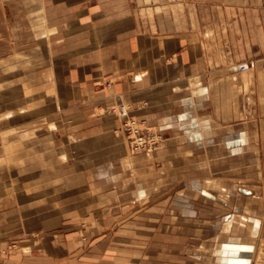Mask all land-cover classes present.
Wrapping results in <instances>:
<instances>
[{
    "label": "crops",
    "instance_id": "obj_1",
    "mask_svg": "<svg viewBox=\"0 0 264 264\" xmlns=\"http://www.w3.org/2000/svg\"><path fill=\"white\" fill-rule=\"evenodd\" d=\"M255 240L264 0H0V264H255Z\"/></svg>",
    "mask_w": 264,
    "mask_h": 264
},
{
    "label": "built area",
    "instance_id": "obj_2",
    "mask_svg": "<svg viewBox=\"0 0 264 264\" xmlns=\"http://www.w3.org/2000/svg\"><path fill=\"white\" fill-rule=\"evenodd\" d=\"M238 68L246 70L249 66L242 64ZM130 111L131 106L126 103L119 104L115 111L121 120L118 130L127 137L129 148L133 152H151L160 146L164 140L163 134L145 121L132 116Z\"/></svg>",
    "mask_w": 264,
    "mask_h": 264
},
{
    "label": "rangeland",
    "instance_id": "obj_3",
    "mask_svg": "<svg viewBox=\"0 0 264 264\" xmlns=\"http://www.w3.org/2000/svg\"><path fill=\"white\" fill-rule=\"evenodd\" d=\"M108 84H109V83H108ZM121 103H126V102H121ZM121 103H118V104H116V105L110 107L109 110H110L111 112H114V113L117 115V113H116L115 111H116L117 107L119 106V104H121ZM126 104H128V103H126ZM128 105H129V104H128ZM154 128H155V127H154ZM117 132L120 133V134H123V133H121L118 129H117ZM124 136H125V134H124ZM125 137H126V136H125ZM126 139H127V137H126ZM127 145H128V140H127ZM128 148H129V146H128ZM129 150H130L132 153H136V152H133L130 148H129ZM151 151H152V150H151ZM145 153H147L148 155H150L152 152H145ZM83 226L85 227V224H83ZM83 226H82V227H83ZM84 227H83V228H84ZM82 237H83V239H85V240L87 239V237H86L85 235H82ZM255 243H256V246H257V245L260 246V241H259V240H255ZM15 248H17V244H16V243H11V244H9V246H8L7 248L0 249V255H4V254H6L7 252H9V250H12V249H15ZM258 250H260V251H259V254H258L257 257H256V263H255V264H264V245H263V247L260 246V248H259Z\"/></svg>",
    "mask_w": 264,
    "mask_h": 264
}]
</instances>
